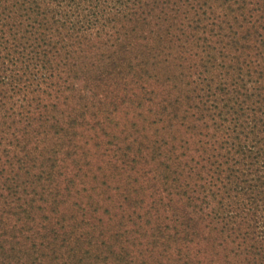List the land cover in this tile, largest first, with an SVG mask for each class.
I'll use <instances>...</instances> for the list:
<instances>
[{"label":"trees","instance_id":"obj_1","mask_svg":"<svg viewBox=\"0 0 264 264\" xmlns=\"http://www.w3.org/2000/svg\"><path fill=\"white\" fill-rule=\"evenodd\" d=\"M0 264H264V0H0Z\"/></svg>","mask_w":264,"mask_h":264}]
</instances>
